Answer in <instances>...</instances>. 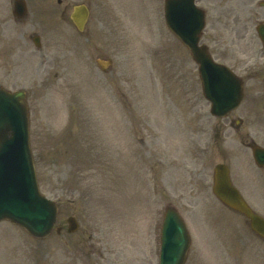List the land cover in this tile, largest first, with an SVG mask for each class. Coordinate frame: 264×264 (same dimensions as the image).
I'll list each match as a JSON object with an SVG mask.
<instances>
[{
    "label": "rangeland",
    "instance_id": "obj_1",
    "mask_svg": "<svg viewBox=\"0 0 264 264\" xmlns=\"http://www.w3.org/2000/svg\"><path fill=\"white\" fill-rule=\"evenodd\" d=\"M199 1L207 10V30L215 27L229 40L259 48V0H246L243 10L241 0ZM77 2L92 11L82 33L68 17ZM163 5L63 0L55 33L42 32L43 50L29 60L30 42L20 37L9 0H0V63L13 56L11 64L27 65L23 74L18 70L22 82L5 86L28 90L39 182L46 195L60 199L59 224L65 227L36 239L0 223L4 264H158L168 204L178 207L191 233L186 264H264V240L241 217L221 211L212 194L215 164L231 155L234 165L246 163L240 133L248 130L262 144V89L252 113L242 110L247 102L240 108V131L211 116L194 83L191 58L167 29ZM98 58H112L113 65L101 69ZM214 125L223 130L213 141ZM69 215L80 221L73 234L66 229Z\"/></svg>",
    "mask_w": 264,
    "mask_h": 264
},
{
    "label": "water",
    "instance_id": "obj_2",
    "mask_svg": "<svg viewBox=\"0 0 264 264\" xmlns=\"http://www.w3.org/2000/svg\"><path fill=\"white\" fill-rule=\"evenodd\" d=\"M88 14L84 5L75 6L72 19L80 30ZM167 18L174 25L173 30L179 33V12L172 11L169 14L168 11ZM227 77L233 84L223 98L212 99L214 113L236 107L241 99V86L230 75ZM214 191L227 204L250 216L253 229L264 236V219L253 213L232 186L226 166L217 167ZM55 214L54 203L42 196L38 189L29 145V116L24 93L0 91V220L11 219L32 234L44 236L49 233ZM162 238L160 264H183L190 236L182 218L174 209L166 212Z\"/></svg>",
    "mask_w": 264,
    "mask_h": 264
},
{
    "label": "flooded vegetation",
    "instance_id": "obj_3",
    "mask_svg": "<svg viewBox=\"0 0 264 264\" xmlns=\"http://www.w3.org/2000/svg\"><path fill=\"white\" fill-rule=\"evenodd\" d=\"M245 3L246 0H241L242 9L245 7ZM262 7L264 8V4ZM200 43L207 46L209 53L215 61L229 66L243 78L245 93L249 94L254 90L250 87L251 84H262V147H264V47H262V50L249 54L246 49L236 45L234 40H229L222 35L219 36L215 27L204 31ZM195 70L198 91L199 94L202 95V71L199 62L195 63ZM1 73L4 78H2L3 80L12 77L9 64L2 67ZM253 98L256 99L255 96ZM253 106L254 103L249 101L244 112L249 114L253 110ZM234 114L235 112L233 111L227 115L223 122L224 127H226L227 124H233ZM241 124L242 122L239 123L237 128H239ZM262 177V196L257 197L255 190L253 191V195L258 198V202L262 204V209L264 210V168H262ZM253 188L255 189L254 185Z\"/></svg>",
    "mask_w": 264,
    "mask_h": 264
}]
</instances>
